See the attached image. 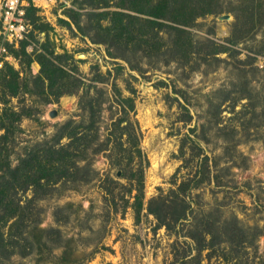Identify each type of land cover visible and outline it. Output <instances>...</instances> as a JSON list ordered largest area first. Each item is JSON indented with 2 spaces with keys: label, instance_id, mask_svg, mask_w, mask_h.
<instances>
[{
  "label": "rangeland",
  "instance_id": "374dc122",
  "mask_svg": "<svg viewBox=\"0 0 264 264\" xmlns=\"http://www.w3.org/2000/svg\"><path fill=\"white\" fill-rule=\"evenodd\" d=\"M207 5L212 12L197 17L179 45L175 32L172 38L163 32L165 40L147 51L133 40L127 48L95 40L90 18L115 6L55 0L30 10L27 36L12 47L21 87L4 96L0 85V118L10 109L21 115L12 132L0 126V158L14 166L37 142L51 140L58 124L88 122L81 106L87 99L97 109L98 140L106 148L89 155L96 171L90 180L61 178L36 192L24 211L32 214L24 227L30 251L18 246L4 264H227L224 243L198 249L187 234L205 212L248 229L251 240L239 248L237 264H264V0ZM223 13L229 17L219 19ZM39 51L55 64L43 91L32 80ZM70 81L75 86L56 96ZM123 108L139 131L137 145H119L107 134ZM123 169L143 178L139 211L132 206L135 180ZM181 180L188 183L191 210L171 231L146 203ZM17 195L27 204L33 190ZM13 221L3 225L6 234L22 230Z\"/></svg>",
  "mask_w": 264,
  "mask_h": 264
},
{
  "label": "trees",
  "instance_id": "16d2710c",
  "mask_svg": "<svg viewBox=\"0 0 264 264\" xmlns=\"http://www.w3.org/2000/svg\"><path fill=\"white\" fill-rule=\"evenodd\" d=\"M209 1L211 0H83L93 8L115 6L113 9L98 11L94 13V17L90 18L95 20L94 25L89 24V27L97 29L95 40L108 42L110 45H123V48H127L126 46L133 40L144 51H147L151 45L156 46V42L165 40L163 32H166L170 38H172L171 33L175 32L173 39L175 44L179 45V38L186 36V28L191 26L197 17L212 12L207 5ZM31 9L36 8L32 6L27 8V18ZM181 32L184 33L179 35ZM11 50L14 52L12 47ZM21 50L23 55L28 57L27 63H29L30 52H27L24 47ZM124 52L120 54L126 56ZM37 60L40 63V70L32 77V80L35 87L43 91L45 79L52 78L55 64L47 53L42 51L37 53ZM57 79H63V73L58 74ZM70 84L75 83L73 81L61 83L60 89L55 92L56 96L70 91ZM0 85L1 94L15 95L21 87L19 70L6 64L1 71ZM81 106L85 111L87 110L85 116L88 117V122L68 119L58 124L51 140L37 142L20 157L19 162L14 166L8 159L3 161L0 158V264H4L18 246L24 249L21 250L23 254L30 251V247L26 244L32 246V243L24 233V227L32 214L24 213V211L33 203L36 192H46L49 189V183H55L61 178L88 181L94 177L96 171L91 166L89 155L106 147L102 146L103 142L98 140L100 133L99 125L96 123L97 109L89 99L81 103ZM126 113L127 110L123 108L122 114L112 122L107 134L112 136L119 145L124 141L129 143L131 141L137 145L139 131L133 122L127 119ZM20 116L15 110L5 111L1 114L0 126L7 133L12 132L13 121L20 119ZM124 119L127 122L122 123ZM6 132L3 136H6ZM63 137L66 138L65 141H62ZM1 149L0 146V153ZM139 149L137 147L133 151L138 152ZM206 157L205 154L203 158L206 159ZM80 160L84 162L81 163ZM116 163L123 164L120 159H117ZM122 172L130 181L135 180L136 191L133 194L132 206L139 211L143 204V178L141 174L135 177L132 170L126 173V169H123ZM199 180L201 177H198L197 181ZM187 186L188 183L181 180L167 191L159 190L147 199V211L152 213L159 224L164 225L168 230L172 231L191 210V202L186 197ZM29 187L33 190V196L26 197L27 204H21V197L17 195V192ZM12 217L13 223L19 221L18 225L22 227V230L19 233L6 234L3 225ZM196 217L187 233L194 240L196 247L198 249L213 248L215 245L220 246L224 243L225 246L221 247L223 259L226 263L228 262L227 264H237L239 248L245 247L251 240L248 239V229L237 223L235 218L227 219L219 216L211 218L210 212Z\"/></svg>",
  "mask_w": 264,
  "mask_h": 264
},
{
  "label": "built area",
  "instance_id": "2783aa9c",
  "mask_svg": "<svg viewBox=\"0 0 264 264\" xmlns=\"http://www.w3.org/2000/svg\"><path fill=\"white\" fill-rule=\"evenodd\" d=\"M55 0H0V81L6 64L17 65L11 47L18 46L29 31L28 7L47 9Z\"/></svg>",
  "mask_w": 264,
  "mask_h": 264
},
{
  "label": "water",
  "instance_id": "95a60500",
  "mask_svg": "<svg viewBox=\"0 0 264 264\" xmlns=\"http://www.w3.org/2000/svg\"><path fill=\"white\" fill-rule=\"evenodd\" d=\"M229 17V13H223L218 15L219 19H227ZM52 114V112H50Z\"/></svg>",
  "mask_w": 264,
  "mask_h": 264
}]
</instances>
